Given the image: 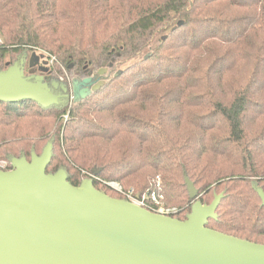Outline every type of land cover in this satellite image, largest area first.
Returning a JSON list of instances; mask_svg holds the SVG:
<instances>
[{"label": "trees", "instance_id": "trees-1", "mask_svg": "<svg viewBox=\"0 0 264 264\" xmlns=\"http://www.w3.org/2000/svg\"><path fill=\"white\" fill-rule=\"evenodd\" d=\"M38 50L59 100L0 101V159L50 144L48 173L111 197V181L142 197L159 177L181 220L222 194L207 226L264 244V0H0V71ZM138 54L68 108L63 67L93 78Z\"/></svg>", "mask_w": 264, "mask_h": 264}, {"label": "water", "instance_id": "water-1", "mask_svg": "<svg viewBox=\"0 0 264 264\" xmlns=\"http://www.w3.org/2000/svg\"><path fill=\"white\" fill-rule=\"evenodd\" d=\"M38 59L34 53L30 66ZM40 77L24 78L18 64L0 71V101L54 104L59 96L41 87ZM103 82L85 78L78 101ZM51 158L48 144L41 155L0 170V264H264V244L207 226L222 194L211 204L196 201L181 220L111 197L91 178L74 186L64 169L47 172ZM186 182L195 197L198 190Z\"/></svg>", "mask_w": 264, "mask_h": 264}, {"label": "rangeland", "instance_id": "rangeland-1", "mask_svg": "<svg viewBox=\"0 0 264 264\" xmlns=\"http://www.w3.org/2000/svg\"><path fill=\"white\" fill-rule=\"evenodd\" d=\"M35 54L38 56L39 59H38V61H36V63L33 66L32 70H29V69L27 70V68L25 69L24 67H21L18 64V66L20 68L21 75L24 78H26L28 80H31L33 82L34 81L37 82V81L32 79V75H35V76H38V77L41 76L40 78L43 79L44 76H45L44 72L47 71V68L45 67V66H47L46 61L50 60V63H52L53 60H54V58L50 59L46 53H43L40 50L35 52ZM140 58H141V55L138 54V55L134 56L131 59L121 60V61L115 63L112 67H106V72L103 73V75H101L99 73H96L95 75L92 76L93 80L96 81V80L100 79V80H103V81H107L108 79L113 77V75L118 74L122 69H124L128 65L136 62ZM50 63H49V65H50ZM15 64H17V63H15ZM13 65H11V66H13ZM11 66H9V67H11ZM44 69H46V70H44ZM62 71H63V73H61V76H60L61 77V81L64 83L63 85L65 86V88L67 90H69L68 91L69 92V97L71 95L70 100L73 101V102H71V104L68 107L70 109L71 107L75 106L76 102L78 101V99L75 96V93L77 94V92L80 91L81 87L83 86V80L84 79L82 78V76L80 74H77L75 72L71 73L64 67H63ZM29 74H32V75H29ZM76 82H78V83H76ZM38 83L40 84L41 87H43V88H45V89H47L48 91L51 92V90L47 87L48 85L46 84V82L40 81ZM51 93L55 94L54 92H51ZM72 93H73V95H72ZM75 98H76V101H75ZM2 162H3V160L0 159V164H2ZM8 164L12 165L13 163H8ZM116 197L124 199L123 196L117 195Z\"/></svg>", "mask_w": 264, "mask_h": 264}, {"label": "built area", "instance_id": "built-area-1", "mask_svg": "<svg viewBox=\"0 0 264 264\" xmlns=\"http://www.w3.org/2000/svg\"><path fill=\"white\" fill-rule=\"evenodd\" d=\"M71 102L73 101L70 100V104ZM65 118H68V115H65ZM13 169H14V164L9 165L8 162L6 161H3L2 164H0V170H13ZM108 184L117 192L121 193L124 199L129 200L137 205H140L152 212L174 217V215L179 210L175 206L166 205L165 196L163 193L160 192L161 181L159 177H157L156 188L150 192H146L142 197L135 196V189L133 187L125 189L119 182L116 181H111Z\"/></svg>", "mask_w": 264, "mask_h": 264}]
</instances>
